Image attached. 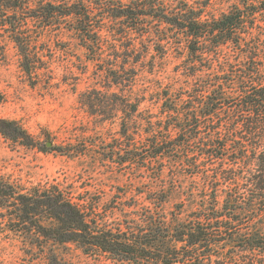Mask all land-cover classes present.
Returning <instances> with one entry per match:
<instances>
[{"label": "trees", "instance_id": "trees-1", "mask_svg": "<svg viewBox=\"0 0 264 264\" xmlns=\"http://www.w3.org/2000/svg\"><path fill=\"white\" fill-rule=\"evenodd\" d=\"M49 31L73 32L100 66L105 84L78 102L119 120L111 161L141 174L114 193L0 176L20 264H69L68 245L114 264H264V0H0V42L29 78L44 74ZM0 133L40 144L14 119ZM76 141L49 149L86 156Z\"/></svg>", "mask_w": 264, "mask_h": 264}, {"label": "rangeland", "instance_id": "rangeland-1", "mask_svg": "<svg viewBox=\"0 0 264 264\" xmlns=\"http://www.w3.org/2000/svg\"><path fill=\"white\" fill-rule=\"evenodd\" d=\"M46 41V69L40 78L24 73L11 40L0 42V117L19 121L40 143L28 146L0 133V176L27 187L74 182L81 190L101 187L109 193L138 184L136 177L141 173L133 167L120 169L111 161L118 151L119 120L102 124L98 115H90L78 102L80 93L105 84L100 66L88 60L73 32L49 31ZM167 65L175 74L179 60L170 55ZM79 135L88 140L82 159L49 149L48 142L78 144ZM8 228L0 224V264H20L27 256L23 236ZM59 252L69 264H114L105 256L85 254L75 245L61 247Z\"/></svg>", "mask_w": 264, "mask_h": 264}, {"label": "water", "instance_id": "water-1", "mask_svg": "<svg viewBox=\"0 0 264 264\" xmlns=\"http://www.w3.org/2000/svg\"><path fill=\"white\" fill-rule=\"evenodd\" d=\"M48 145H49V146H51V145H52V143H51V142H48Z\"/></svg>", "mask_w": 264, "mask_h": 264}]
</instances>
